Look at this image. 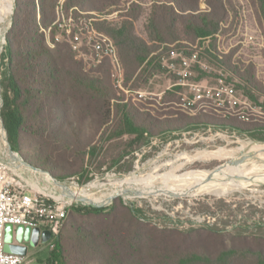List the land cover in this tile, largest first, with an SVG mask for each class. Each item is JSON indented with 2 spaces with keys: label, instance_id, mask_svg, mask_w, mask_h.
Wrapping results in <instances>:
<instances>
[{
  "label": "rangeland",
  "instance_id": "rangeland-1",
  "mask_svg": "<svg viewBox=\"0 0 264 264\" xmlns=\"http://www.w3.org/2000/svg\"><path fill=\"white\" fill-rule=\"evenodd\" d=\"M197 2L198 6L192 14L197 16L200 13L212 12L220 16L216 30L208 35L211 36V50L216 48L214 37L216 34L226 36L224 44H228V40L231 39L229 43L231 49L221 60L213 53L201 58L204 66L199 71L204 70L203 79L213 83L216 78L222 77L233 83L240 93L249 91L254 96L264 95V16L258 0H197ZM91 3L95 4L101 15H109V19L103 20L98 26L103 30L100 31L103 34L105 30L125 21L131 11H140L139 15L142 17L134 23L135 33L149 42L143 27L154 0H120L115 8L105 9H101L96 0H91ZM15 12L16 0H12L5 44L0 51L1 98V78L6 63L3 59L6 38ZM94 27L98 30L95 25ZM243 34L252 35L253 44H238ZM60 35V33L56 35L60 43L65 42ZM199 39L189 40L184 37L183 42L194 45ZM79 44L86 56L84 60L76 58L74 60L82 62L92 70L90 77L101 83L109 96V101L104 102V109L100 112L98 107L97 112L92 110L86 112L81 104L62 100L59 109L54 112L52 126L63 124L65 119L73 121L75 132L82 133V140L89 143L84 161L71 160L67 163L65 160L52 158L49 152L46 154L28 138H24L21 145L12 150L6 130L5 140L2 126L0 127V158L6 156V149L8 150L10 146L14 152L10 154L27 164H23L19 159V163L12 162L15 172L28 186L29 191L37 190L31 187L29 181L34 179L23 167L32 171L34 170L31 168L34 167L66 185L75 184L78 188H83L94 182L107 183L108 178L121 179L138 170L143 174L148 173L151 163L156 159L159 164H163L178 157H196L200 154L203 156L193 161L178 162L181 169L177 172L175 180L170 179L176 185L183 184L185 178L193 176L198 171H211L224 165L244 168L258 163L264 164V156L256 152L242 153L246 145L253 144L264 148V140L256 138L264 131L246 132L232 129L229 126L249 127L242 125L243 121L232 115L230 110L228 113L217 114L212 107L210 111L204 113L206 107L200 101L190 109L184 106L181 97L178 99V93L181 92V96H185L189 91L186 87H173L177 80L170 75V53L161 58L159 56L163 52L151 53L136 71L128 70L123 62L122 78H114L110 60L92 50L88 44V35L81 36ZM149 46L154 48V45ZM59 50L61 54L65 52L63 49ZM54 54L58 57L55 51ZM158 64L162 68L154 70L153 67ZM198 73L192 78H198ZM2 106L0 118L4 126L1 117ZM126 117L142 131L141 135L124 132L127 129L124 125ZM119 132L123 134H118ZM228 153L229 156L226 158ZM81 201L85 204L80 202L74 204L70 215H83V219L87 220L84 208H94L88 204H96L101 205L95 208L103 210L108 226H116L118 217L126 226H136L133 236L128 233L125 242L137 241V245L131 252L122 254L124 258L141 264H174L175 255L186 254L191 249H205L209 253L225 249L239 250L237 252L245 250L264 252V179L248 183L241 190L232 191L229 195L203 193L186 198H167L162 195L154 198L117 197L111 203L110 200ZM69 217L65 222L66 226ZM87 222L91 228L94 227V221ZM41 233L40 230L34 229L31 241L23 245L22 250L25 252L24 256L30 260L29 264H48L49 248L41 243Z\"/></svg>",
  "mask_w": 264,
  "mask_h": 264
},
{
  "label": "trees",
  "instance_id": "trees-1",
  "mask_svg": "<svg viewBox=\"0 0 264 264\" xmlns=\"http://www.w3.org/2000/svg\"><path fill=\"white\" fill-rule=\"evenodd\" d=\"M96 1L101 9L115 8L120 2ZM191 1L193 2L154 0L143 27L149 42L135 33L134 23L142 17L139 15L140 11H131L125 21L105 30L104 34L114 43L121 65L124 62L128 70L136 71L155 51L163 52L160 58L165 57L164 55L170 52V43H176L179 47L184 37L194 40L214 32L220 20L219 14L211 12L196 16L192 13L195 12L198 2ZM258 2L264 16V0ZM58 12L66 17L72 13L74 19H81L84 23L103 16L91 0H16V12L6 38L3 58L6 63L1 78V117L12 150L18 148L24 138H28L34 141V146L43 149L46 154L49 152L52 158L56 157L67 163L71 160L83 162L89 143L82 140V133L75 132L73 121L65 119L63 124L53 127L54 112L59 109L62 100L81 104L86 112H97V107L100 112L104 109V102L109 101V96L101 83L90 77L92 70L82 62L74 60L75 54L69 43L66 40L60 43L56 39V35L61 32L57 24ZM102 22L93 23L101 32L103 30L98 26ZM149 43L154 45V48H150ZM59 49L65 52L61 54ZM153 68L158 70L162 66L158 64ZM196 71L199 73L195 80L201 81L205 74L198 69ZM243 94L249 100L257 101L258 97L249 91H244ZM124 122L125 129L127 128L125 133L142 134L127 117ZM242 125L250 129L235 125L229 127L246 132L264 131V126L259 123L242 122ZM2 132L4 136L3 129ZM256 138L264 140V132ZM72 208L67 215V218L70 216L68 225L65 223L66 218L59 236L54 240L53 248L48 247V264H141L123 257L125 252H131L137 245V241L125 242L128 233L133 236L136 226H126L119 217L116 226H108L102 209L85 207L86 216L89 218L87 220L94 221V227L91 228L87 220L83 219V215H70ZM107 216L109 217V214ZM234 250L225 249L209 253L205 249H191L186 254L175 255L173 262L264 264L262 251Z\"/></svg>",
  "mask_w": 264,
  "mask_h": 264
},
{
  "label": "built area",
  "instance_id": "built-area-1",
  "mask_svg": "<svg viewBox=\"0 0 264 264\" xmlns=\"http://www.w3.org/2000/svg\"><path fill=\"white\" fill-rule=\"evenodd\" d=\"M117 13H112L116 15ZM108 16L92 18L87 23L81 19H74L72 13L67 17L58 12L57 24L61 30L60 36L70 45L76 59L84 60L85 52L79 42L81 36L88 35V44L92 50L110 60L113 68V77L122 78L123 70L113 41L106 34L96 30L93 23L109 19ZM84 29V31H83ZM216 48L211 50V36L200 38L194 45L182 42L179 47L176 43L170 45V75L177 83L173 87H186L189 94L181 96L184 106L191 107L197 101L205 105L204 113L213 110L217 114L232 111L243 122L259 123L264 126V95L257 96V101H251L243 93L238 92L234 84L222 77L209 83L206 79L196 81L192 78L197 69H202L203 56L212 54L219 60L229 53L231 49L224 44L226 36L216 34ZM253 36L243 34L238 44H253ZM58 40V36L56 37ZM51 47H53L50 44ZM204 71V70H202ZM226 109L228 111L225 112ZM77 201H69L60 197L55 199L38 191H29L28 186L22 182L12 168L0 162V264H29L25 256L14 255L5 251V228L7 225L16 227L22 225L30 229L47 231L50 240L46 245L53 248L54 240L59 236L70 209Z\"/></svg>",
  "mask_w": 264,
  "mask_h": 264
},
{
  "label": "bare ground",
  "instance_id": "bare-ground-1",
  "mask_svg": "<svg viewBox=\"0 0 264 264\" xmlns=\"http://www.w3.org/2000/svg\"><path fill=\"white\" fill-rule=\"evenodd\" d=\"M11 5L12 0H0V51L3 48L5 33L9 25ZM1 126L2 124L0 120V127ZM261 148L262 147L259 145H246L242 153L256 152L259 155L264 156V148H262V150ZM5 154L8 159H10L11 168L15 172L12 162L19 163V157L17 159L12 156L7 149ZM228 156L229 153L226 155V158H228ZM201 157H203L201 154L196 157H178L174 160L170 159L163 164H159L156 159L151 163L150 172L148 173L143 174L141 170H138L121 179L114 180L108 178L107 183L94 182L83 188H78L75 184H57L47 173H41L36 170H34L36 171L34 172L30 169L27 170L23 167V164V166H21L25 169V172H30L32 175L34 180L29 181L30 184H32V188L55 199L67 195L69 201L85 199L92 202L96 200L105 201L110 200V198L114 196L116 198L123 197L128 199L132 196L154 198L159 195L167 198H186L194 197L203 193L229 195L232 191L241 190V188H244L248 183L258 182L264 179V164L258 163L255 164V166L250 165L244 168H235L232 165H224L211 171H198L193 176L185 178V182L181 185L172 183L173 180L170 179H174L177 172L181 169L178 165L179 161H193L195 158L201 159ZM16 174L18 175V173Z\"/></svg>",
  "mask_w": 264,
  "mask_h": 264
},
{
  "label": "water",
  "instance_id": "water-1",
  "mask_svg": "<svg viewBox=\"0 0 264 264\" xmlns=\"http://www.w3.org/2000/svg\"><path fill=\"white\" fill-rule=\"evenodd\" d=\"M5 44V41H4ZM3 101L0 95V107L2 106ZM1 120V118H0ZM2 128L4 130L5 133V127L2 125ZM5 140H6V133L4 136ZM8 152L14 154V152H12L10 146H8ZM10 159H8L7 156H5L4 158H0V162L5 164L6 166L11 168V162L9 161ZM20 160V159H19ZM20 162L23 163L22 160H20ZM25 164V163H23ZM27 165V164H25ZM31 168V167H30ZM218 168V167H217ZM33 170L39 171L41 173H45L43 171H40L36 168H31ZM55 183L57 184H64L62 182L57 181L56 179H53L52 177H50ZM63 198H68L67 195H63ZM116 197H111L109 203H111ZM83 203V201L79 200L77 201V203ZM85 204V203H83ZM89 206L92 207H99L101 205H96V204H88ZM34 230V229H33ZM33 230L30 228H26L22 225L16 226V227H12L10 225H7L5 228V236H4V242H5V251L7 253L10 254H14V255H20V256H24V250L23 249V245H27L33 236ZM50 240V234L47 231H44L41 233V243L46 244L48 241Z\"/></svg>",
  "mask_w": 264,
  "mask_h": 264
}]
</instances>
